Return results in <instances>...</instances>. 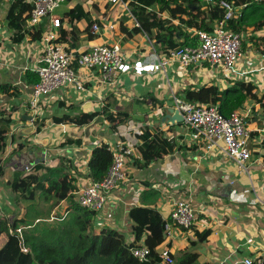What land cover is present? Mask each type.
<instances>
[{"label": "crops", "instance_id": "0c3cea01", "mask_svg": "<svg viewBox=\"0 0 264 264\" xmlns=\"http://www.w3.org/2000/svg\"><path fill=\"white\" fill-rule=\"evenodd\" d=\"M13 2L0 0V118L9 121L2 126L7 131L0 154L3 211H10L15 220L23 217L21 210L28 206L36 207L38 202L50 205L39 199L19 203L16 200L8 181L17 174L24 176L26 164L64 171L74 179L75 195L92 179L88 171L92 150L102 144L108 148L122 144L133 147L135 157L125 163L127 182L112 192L102 212L96 214L95 230L103 226L102 229L115 230L127 244H132L134 224L129 211L133 207H153L167 220L174 202L184 199L196 213V224L189 231L174 230V239H168L157 249L161 256L165 252L177 256L180 251L191 250L197 254L198 264L264 260V27L256 31L245 27L241 54L230 72L208 64L182 69L174 63L163 72L117 74L115 81L102 82L99 73L81 69L77 74L82 91L66 86L43 96L38 113L33 115L28 102L38 81L37 69L44 50L42 37L50 22L47 19L27 28L26 21L22 39L16 41L18 36L7 21ZM25 2L32 7L33 0ZM129 3L130 0H65L53 13L60 19L61 43L76 56L94 46L118 44L131 63L149 58L151 53L164 54L172 46L182 44L177 35L155 39L156 32L148 36L136 30ZM237 7L239 14L243 6ZM150 8L154 17L169 21L166 11L161 12L156 6ZM181 18L188 19L185 15ZM90 22L97 26L96 31ZM178 22L172 19L173 24ZM208 23L213 28L215 22ZM182 29L190 35L195 33L192 28ZM35 36L39 39H33ZM211 86L219 91L239 86L249 96L234 111L244 118L251 132L252 153L245 172H240L228 158L223 144L206 151L204 140L175 118L178 110L174 98L185 100L186 92ZM105 113H121L127 118L113 130ZM80 114L97 115L83 125L56 122ZM143 128L161 135L171 151L145 163L137 150ZM68 206V202L62 201L53 210L62 207L64 213ZM195 232L209 234L199 242ZM138 245H144L143 240Z\"/></svg>", "mask_w": 264, "mask_h": 264}, {"label": "trees", "instance_id": "16d2710c", "mask_svg": "<svg viewBox=\"0 0 264 264\" xmlns=\"http://www.w3.org/2000/svg\"><path fill=\"white\" fill-rule=\"evenodd\" d=\"M213 1V6H207L204 3L205 0H130L128 6L138 25L136 30L148 36L156 32L155 39H168L176 35L182 38L181 45L172 46L163 52L166 53L181 46L196 48L201 45L195 33L190 35L182 27L211 32L213 28L208 22H217L223 18V9L217 4L220 0ZM226 1L234 2L236 6H243L241 13H237V18L227 22L230 30L242 33L247 27H251L253 31L264 27V0ZM154 6L161 12L166 11L170 17L169 21L154 17V12L150 8ZM31 8L25 0H14L8 10V27L18 36L16 41L22 39V32L26 27ZM183 15L188 19L181 18ZM86 18L89 20L88 17ZM172 19H178V24H173ZM89 24L92 25L91 22ZM33 39H39V36ZM58 41H62L60 34ZM248 97V94L239 86L224 91L211 86L186 92L185 101L217 105L220 112L228 117L240 108ZM96 115L80 114L75 118L63 117L56 122L83 125L92 121ZM105 115L113 130H116L127 118L121 113H105ZM0 120V124L3 123L0 126L1 154L5 147L7 131L2 126L8 125L9 121L2 118ZM161 138V135L150 133L147 128H143L138 135L140 145L137 150L145 163L158 160L171 151ZM262 146L264 151V142ZM112 159V152L104 144L92 150L88 161V171L93 181H102ZM8 185L18 203L34 202L35 199H39L44 203H50V209L62 201L68 202L69 206L64 213L67 216L66 219L63 220V217L61 224L57 227H44L38 224L33 226L34 222L40 221L43 216L42 211L35 206L30 207L24 218L12 220L11 223L0 219V264H167L157 249L166 241L164 226L170 218L164 220L153 207L138 206L129 211V218L134 224V242L127 244L123 236L115 230L96 231L94 229L93 220L96 212L81 208L76 203L74 193L77 188L74 186V179L62 170L44 169L36 165L27 175L17 174L11 178ZM10 228L21 229V237L16 231L10 233ZM208 234V232H195L199 242L205 241ZM2 237L5 238L3 242ZM141 240L149 250L147 262H139L130 251L135 246H141L138 245ZM194 245L191 244V246ZM24 246L28 248V252L22 250ZM168 255L173 260V264H198L197 254L191 250L180 251L177 256L169 253ZM262 262L264 264V260Z\"/></svg>", "mask_w": 264, "mask_h": 264}, {"label": "built area", "instance_id": "2783aa9c", "mask_svg": "<svg viewBox=\"0 0 264 264\" xmlns=\"http://www.w3.org/2000/svg\"><path fill=\"white\" fill-rule=\"evenodd\" d=\"M64 1L33 0L27 20V28L43 24L47 19L50 22L42 37L44 50L37 69L38 81L32 87L28 102L33 115L38 113L39 102L43 96L50 95L66 86H74L76 90L82 91L83 84L77 74V71L81 69L99 73L102 82L115 81L117 74L133 73L140 76L145 73H155L174 63L182 69L208 64L230 72L241 54L242 33L233 32L227 24L229 20L237 17L238 7L233 2L220 0L217 4L223 9V18L214 23L211 32L195 31L201 43L199 47L181 46L161 55L151 53L149 58L136 59L132 63L128 62L118 44L94 46L76 56L73 51L58 41L61 23L53 13ZM107 1L121 2L122 0ZM205 3L209 6L214 5L213 0H205ZM135 25L138 27L136 23ZM92 29L96 31L97 26L93 24ZM174 106L182 115L183 122L204 140L206 151L222 143L228 158L237 165L240 172L247 170L252 153L249 148L251 132L242 116L234 112L226 117L217 105L196 104L181 98H174ZM108 149L112 152L113 159L105 177L99 182L89 180V183L80 187L75 194V201L81 208L96 214L102 212L112 192L127 182L125 163L128 159L135 157L136 153L133 147H125L122 144H116ZM32 168L30 164H26L23 170L28 174ZM0 219L11 223V220L4 215L1 204ZM196 221L197 216L191 203L184 199L176 200L170 213V221L164 226L166 239H174L176 229L191 230ZM15 231L19 236L21 235V229H9L10 233ZM22 250L28 252L25 246ZM130 251L139 262L148 261L149 250L146 246H135ZM162 258L167 264H173L168 252H165ZM242 264H263V262L247 258Z\"/></svg>", "mask_w": 264, "mask_h": 264}, {"label": "rangeland", "instance_id": "374dc122", "mask_svg": "<svg viewBox=\"0 0 264 264\" xmlns=\"http://www.w3.org/2000/svg\"><path fill=\"white\" fill-rule=\"evenodd\" d=\"M130 11V10H129ZM139 60H141V59H139ZM164 70H161V71H157L156 73H158V72H163ZM145 74H147V73H145ZM143 75V74H142ZM220 144H222V143H220ZM24 173H25V175H27V173L24 171ZM42 206V207H41ZM50 205H48V207H46V206H44V205H41V203L40 202H38V204H37V206H36V208L38 209V210H41L42 211V218L40 219V221H35L34 222V225L33 226H35V225H40V226H44V227H57L58 225H60L61 224V221H62V218L64 217V219L63 220H65L66 219V214H64L65 212H67V211H65L64 213H61L62 211H63V208L62 207H59V208H57V209H50V207H49ZM32 208V207H31ZM35 208V209H36ZM29 209H30V206H28L25 210H21V215L23 216L22 218H24V216H26V214L28 213V211H29ZM53 210V211H52ZM4 212V211H3ZM4 215L8 218V220H11L12 221V219L14 218V216H12L11 215V213H10V211H8V214H6L5 212H4ZM60 215H62V216H60ZM18 217H20V216H18ZM104 227V226H103ZM103 227H100L101 229L103 228ZM101 229H97L96 231H98V230H101ZM5 240V238L4 237H2L1 238V241L3 242ZM166 242H169V240H166Z\"/></svg>", "mask_w": 264, "mask_h": 264}, {"label": "water", "instance_id": "95a60500", "mask_svg": "<svg viewBox=\"0 0 264 264\" xmlns=\"http://www.w3.org/2000/svg\"><path fill=\"white\" fill-rule=\"evenodd\" d=\"M178 115H179V117H178ZM175 118H177V120H181V121H183V117H182V115H181L178 111H176V116H175ZM165 238H166V236H165Z\"/></svg>", "mask_w": 264, "mask_h": 264}]
</instances>
